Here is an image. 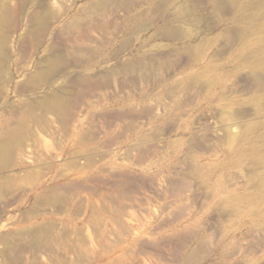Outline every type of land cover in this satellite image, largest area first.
I'll list each match as a JSON object with an SVG mask.
<instances>
[{
	"label": "rangeland",
	"instance_id": "rangeland-1",
	"mask_svg": "<svg viewBox=\"0 0 264 264\" xmlns=\"http://www.w3.org/2000/svg\"><path fill=\"white\" fill-rule=\"evenodd\" d=\"M4 1L0 264H264V74L242 66L264 12Z\"/></svg>",
	"mask_w": 264,
	"mask_h": 264
},
{
	"label": "bare ground",
	"instance_id": "bare-ground-1",
	"mask_svg": "<svg viewBox=\"0 0 264 264\" xmlns=\"http://www.w3.org/2000/svg\"><path fill=\"white\" fill-rule=\"evenodd\" d=\"M2 1L3 0H0V61L2 62V64H0V77H1V75H3V70L5 69V67H4L5 63L9 60V57H8V54H7V50H6L7 49V43H8V40L9 39H8L7 31H6L5 27L3 26V23H5V22H7L9 20V17L11 16V13L13 11L12 8H10V5L9 4H8L9 5L8 6V5H6L5 1L4 2H2ZM230 1L233 4L240 3V0H230ZM242 1L243 2H246V3H249V4H253L259 12H264V0H251V1H249V0H242ZM23 2L24 1H21V3L18 4V6L15 8L17 16L21 12H23V8H24ZM256 16H257V14H254L253 16L251 15V18H253V17L255 18ZM243 17H241V18H243ZM37 20L40 23L42 21V20L40 21V18L37 19ZM234 21L236 22V20H234ZM41 24H44V23H41ZM259 27H258V29H259ZM260 29H261V27H260ZM213 42H215V41H213ZM210 44H211V42H210ZM244 48H245L246 51L243 53V55L241 54L243 56L242 66L243 67H247V68H249L251 70H256V72L252 71L254 73H257L258 71H260V72H262V74H264V38H262L261 40H259V42H246L244 44ZM219 52H221V51H219ZM59 57H60V55H59ZM47 61H48V66L44 70H42V73H41V75H39V77L48 78L55 71V69L57 67V63H59L58 61H62V60L61 59L59 60L58 57L57 58H54V57H51L50 56V57H48ZM6 77L9 80V76L6 75ZM43 80H45V79H43ZM24 82H26V81H24ZM31 82H33V81H31ZM3 84H5V82H3ZM32 84H35V83H32ZM0 86H1V84H0ZM5 86H6V84H5ZM21 86H22V84H21ZM45 97L46 96H44L41 99V101L44 102V103H46L50 107H53V108L59 107L60 108L64 104V102L61 101V98L59 97V95H56L54 93H52V95L50 94L49 96L47 95L46 98ZM65 98L67 99V97H65ZM224 130L225 131L226 130L229 131L230 129L228 127L227 129H224ZM234 135H236V134L234 133ZM10 136H12V135L10 134ZM9 141H10V143H9ZM9 141L7 142L8 144H5V143L0 144V154L3 155V159L0 160V165H2L3 163H5V161H6V155L10 152L9 149H10V146L11 145L14 146V144L15 145L22 144L20 142V140H19L18 137L17 138L10 137L9 138ZM251 149L254 150V151H258V148L257 147H252L251 146Z\"/></svg>",
	"mask_w": 264,
	"mask_h": 264
}]
</instances>
